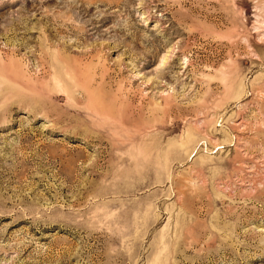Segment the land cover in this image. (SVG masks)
I'll return each instance as SVG.
<instances>
[{"label":"rangeland","instance_id":"374dc122","mask_svg":"<svg viewBox=\"0 0 264 264\" xmlns=\"http://www.w3.org/2000/svg\"><path fill=\"white\" fill-rule=\"evenodd\" d=\"M0 264H264V0H0Z\"/></svg>","mask_w":264,"mask_h":264}]
</instances>
